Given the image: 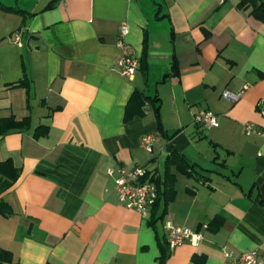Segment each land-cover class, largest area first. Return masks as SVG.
<instances>
[{
    "label": "crops",
    "instance_id": "1",
    "mask_svg": "<svg viewBox=\"0 0 264 264\" xmlns=\"http://www.w3.org/2000/svg\"><path fill=\"white\" fill-rule=\"evenodd\" d=\"M238 1L0 0V162L19 170L0 172V264L264 261V136L243 127L264 125V21ZM123 22L131 78L115 68ZM135 90L148 98L125 120ZM202 109L218 126L194 124ZM140 164L159 190L145 216L113 190L118 167ZM167 218L203 238L169 250Z\"/></svg>",
    "mask_w": 264,
    "mask_h": 264
},
{
    "label": "built area",
    "instance_id": "2",
    "mask_svg": "<svg viewBox=\"0 0 264 264\" xmlns=\"http://www.w3.org/2000/svg\"><path fill=\"white\" fill-rule=\"evenodd\" d=\"M128 25L123 22L119 25L116 47L121 52V55L117 57L115 61V68L118 73L126 78H131L136 70L139 68L140 62L136 56H133L127 52V43L125 36L128 33ZM13 42L20 44V33L13 34ZM249 86L244 84L241 90L231 91L224 90L222 97L229 101L235 102L242 97L245 89ZM259 103H264V100H260ZM260 113L264 114V107L260 108ZM194 124L202 128H210L218 126L217 116L214 112L208 109H202L193 115ZM244 132L246 134L257 133L264 136V125L257 128L254 124L248 122L244 126ZM154 135L145 134L141 137L140 147L148 152H153ZM113 169L109 168L107 173L113 174ZM118 175L114 180V193L116 199L124 204L127 208H133L142 215H148L151 208L157 201L158 188L154 181V174L148 168L146 164L136 165L132 168H124L120 166L116 169ZM163 227L166 231V241L169 250L175 248L177 245L183 242H189L197 244L203 238V234L200 231L192 230L187 226H180L175 224L170 218L163 221ZM207 227L206 224L203 225ZM226 258H232L233 264H264L258 255L257 250H247L238 254H231L228 251L224 252Z\"/></svg>",
    "mask_w": 264,
    "mask_h": 264
},
{
    "label": "trees",
    "instance_id": "3",
    "mask_svg": "<svg viewBox=\"0 0 264 264\" xmlns=\"http://www.w3.org/2000/svg\"><path fill=\"white\" fill-rule=\"evenodd\" d=\"M237 7L242 10H246L251 8L250 14L253 15L258 20L264 21V0H239L237 3ZM140 62V60H139ZM24 82H18L16 85H22ZM147 96L144 95L142 92L135 90L130 96L128 104L125 109V116L124 119L128 120L132 116H136V114L142 113V106L144 105L145 101L147 100ZM129 104H133L132 107ZM2 123L6 122L7 124L11 125V130H21L25 125H27L28 119L24 118L21 121H16L12 117L2 119ZM0 172L7 174L12 181H15L19 175V170L15 169L10 160L0 162ZM159 200V190H158V198L156 203ZM4 203V204H3ZM0 204V213L7 216L11 214V210L8 207L7 203L3 202ZM10 260V254L7 251L0 249V263L1 261Z\"/></svg>",
    "mask_w": 264,
    "mask_h": 264
}]
</instances>
